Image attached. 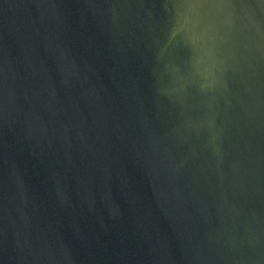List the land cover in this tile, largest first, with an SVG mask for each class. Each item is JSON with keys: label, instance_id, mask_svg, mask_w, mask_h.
Returning <instances> with one entry per match:
<instances>
[{"label": "water", "instance_id": "obj_1", "mask_svg": "<svg viewBox=\"0 0 264 264\" xmlns=\"http://www.w3.org/2000/svg\"><path fill=\"white\" fill-rule=\"evenodd\" d=\"M0 264H264V0H0Z\"/></svg>", "mask_w": 264, "mask_h": 264}]
</instances>
